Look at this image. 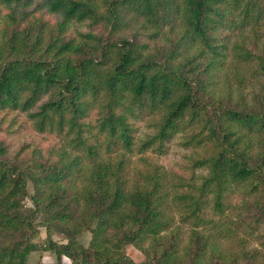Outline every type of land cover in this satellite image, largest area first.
<instances>
[{"label": "trees", "instance_id": "trees-1", "mask_svg": "<svg viewBox=\"0 0 264 264\" xmlns=\"http://www.w3.org/2000/svg\"><path fill=\"white\" fill-rule=\"evenodd\" d=\"M33 2L0 0L12 6L10 25L0 28V109L27 111L38 129L57 130L68 147L30 172L8 159L0 142V264H33L27 255L37 248L38 212L47 229L66 239L47 234L53 264L232 263L222 246L237 233L225 215L227 190L249 184L255 219H264V0L35 2L34 9L58 13L56 22L14 8ZM131 22L168 43L129 36ZM176 25L181 31L172 37L167 30ZM247 29L255 50L232 40L231 31L238 30L236 38ZM233 60L241 64L234 69L235 91L221 76ZM92 107L97 116L89 124L82 119ZM143 113L158 118L135 144L128 115ZM185 125L196 128L184 136L185 145H210L195 164L206 169L198 182L170 189L158 174L130 175L135 145L142 152L159 146ZM166 191L171 206L163 205ZM27 196L33 208L25 206ZM208 196L217 218L204 211ZM86 230L88 245L78 240ZM129 243L143 251V261L125 253Z\"/></svg>", "mask_w": 264, "mask_h": 264}, {"label": "rangeland", "instance_id": "rangeland-1", "mask_svg": "<svg viewBox=\"0 0 264 264\" xmlns=\"http://www.w3.org/2000/svg\"><path fill=\"white\" fill-rule=\"evenodd\" d=\"M37 1L39 0H34L28 6L15 4L16 6L14 8L18 12L22 8L33 10L35 2ZM11 9L12 6L0 3V28L10 25L11 21L6 15ZM35 15L50 22H56L60 19L58 13L48 10L45 6L34 9L30 16ZM72 25H70L67 31L68 34L75 32L74 26ZM83 29H86L85 25ZM180 31L181 29L177 25L171 31L167 30L172 37H177ZM126 32L129 36L136 34L139 40L147 41L150 45L168 43L164 36L159 39H152L147 33V30L138 28V22H131V24L126 26ZM225 32L221 31L218 34L221 36ZM237 32L238 30L235 32L231 31L233 41L237 39L254 50L258 47L252 39V30H244L241 34L239 32V35L235 38L234 34ZM225 52L226 57L230 58L232 49L230 48ZM240 66L241 64L237 60L228 61V66L221 71V76L226 74L230 78L229 83L232 89L235 88L233 91L237 90L234 69ZM251 82H255V80ZM249 88L246 87L245 90L247 89L248 91ZM96 116V108L92 107L82 120L92 124ZM157 118V115L149 113H143L141 116L128 115L131 136L135 144L138 143V140L146 138L153 131ZM193 128L196 130L195 127ZM193 128L190 125H185L184 129L186 131L175 132L170 138L159 143V146L157 144L147 148L143 152L139 151L134 144V150L130 153V159L128 161L130 164V175L134 176L137 170L149 174H158L163 184H166L170 189L186 188L187 183L192 182L193 179L198 182L200 180L199 177L205 173L206 169L198 167L195 164H197L198 158L205 156L209 152L210 145H185L184 136L188 135ZM88 140L93 141V136H90ZM66 141V138L57 130L48 127L38 129L33 119L30 118L25 110L11 108L0 109V142L5 147V156L17 162L20 168L25 171L36 172L35 162L56 158L58 149L62 148V146L68 147ZM26 186L29 194H32L34 192V186L30 178L27 179ZM171 193V191H166L164 199L162 200L163 205L171 202L170 198L173 196ZM208 197L209 200L206 202L204 211L207 216L217 218L216 215L212 216L213 214L210 213L211 202L210 196ZM225 201L229 204L227 205L228 208L225 209V215L228 220L234 221L233 225L237 226V233L234 235L231 234L223 240V248L230 253L231 258H234L231 261L232 263L225 264H264V248L260 243V234L264 232V219H255L257 214L252 205L253 201H251L249 184L232 186L225 194ZM24 203L27 208H33V202L29 196L24 199ZM168 205L171 206L172 203ZM168 212L175 218L178 216L177 210L176 212L175 210L171 211L170 208ZM44 220L45 214L38 212L36 221L39 224V229L33 237L37 248L30 251L27 255V260L33 264H53L57 260L55 252L45 247L48 233L58 242L66 241L62 233L53 228L47 229L44 225ZM209 230L207 229V232H210ZM90 236V232L86 230L79 235L78 240L84 245H88ZM125 253L137 262L144 260L143 251L133 244H126ZM61 259L65 262L70 261L66 255H62Z\"/></svg>", "mask_w": 264, "mask_h": 264}]
</instances>
